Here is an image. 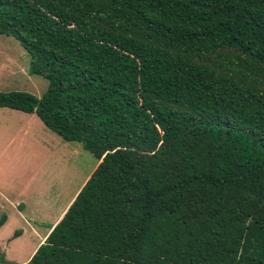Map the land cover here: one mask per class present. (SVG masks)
Segmentation results:
<instances>
[{"label":"trees","instance_id":"obj_1","mask_svg":"<svg viewBox=\"0 0 264 264\" xmlns=\"http://www.w3.org/2000/svg\"><path fill=\"white\" fill-rule=\"evenodd\" d=\"M0 34L48 83L0 108L97 160L24 264H264V0H0Z\"/></svg>","mask_w":264,"mask_h":264},{"label":"rangeland","instance_id":"obj_2","mask_svg":"<svg viewBox=\"0 0 264 264\" xmlns=\"http://www.w3.org/2000/svg\"><path fill=\"white\" fill-rule=\"evenodd\" d=\"M28 61L14 37L0 34V91L39 97L46 90L44 77L28 73ZM96 163L34 113L0 108V252L7 262L29 260Z\"/></svg>","mask_w":264,"mask_h":264},{"label":"crops","instance_id":"obj_3","mask_svg":"<svg viewBox=\"0 0 264 264\" xmlns=\"http://www.w3.org/2000/svg\"><path fill=\"white\" fill-rule=\"evenodd\" d=\"M83 184H84V183H83ZM83 184H82V185H83ZM82 185H81V186H82ZM81 186H80V187H81ZM79 189H80V188H79ZM79 189H78V190H79ZM78 190H77V192H78ZM77 192H76V193H77ZM75 195H76V194H75ZM74 197H75V196H74ZM73 199H74V198H73ZM70 203H71V202H70ZM70 203H69V204H70ZM69 204H68V205H69ZM68 205H67V206H68ZM21 206H22V204H19V207H21ZM67 206L65 207V209L67 208ZM65 209H64V210H65ZM64 210H63V212H64ZM63 212L61 213V215L63 214ZM61 215H60V216H61ZM60 216L58 217V219L60 218ZM58 219H57V220H58ZM57 220H56V221H57ZM56 221H55V223H56ZM55 223H54V224H55ZM54 224H53V225H54ZM53 225H52V226H53ZM52 226H51V227H52ZM51 227H50V229H51ZM50 229L48 230V232L50 231ZM48 232H47V234H48ZM47 234H46V235H47ZM46 235H45V236H46ZM44 238H45V237H44ZM44 238L41 240V242L44 240ZM39 245H40V244H39ZM39 245H38V246H39ZM31 256H32V255H31ZM29 259H30V258H29Z\"/></svg>","mask_w":264,"mask_h":264}]
</instances>
